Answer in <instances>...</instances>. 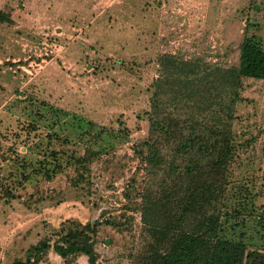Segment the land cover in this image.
I'll return each mask as SVG.
<instances>
[{"label": "rangeland", "instance_id": "374dc122", "mask_svg": "<svg viewBox=\"0 0 264 264\" xmlns=\"http://www.w3.org/2000/svg\"><path fill=\"white\" fill-rule=\"evenodd\" d=\"M248 20L264 38V0H0V173L9 183L31 173L14 198L0 193V264L26 259L66 220L97 218L119 223L99 227L100 264H131L160 56L230 67ZM243 85L231 178L263 213L264 80ZM87 147L100 156L82 176L68 159ZM46 155L51 168L63 165L51 178L39 172ZM239 208L229 233L264 249V215ZM39 264L68 263L50 251Z\"/></svg>", "mask_w": 264, "mask_h": 264}, {"label": "trees", "instance_id": "16d2710c", "mask_svg": "<svg viewBox=\"0 0 264 264\" xmlns=\"http://www.w3.org/2000/svg\"><path fill=\"white\" fill-rule=\"evenodd\" d=\"M254 25L248 20L239 62L227 68L170 53L160 56L149 134L139 148L144 170L142 243L131 264H264V249L250 248L246 234L235 238L226 226L239 207L259 218L264 215L255 204L256 194L239 188L231 178L240 146L234 121L244 80H264V38L251 32ZM99 156L98 150L87 147L68 162L84 176ZM48 157L41 160L39 172L51 178L63 165L58 162L51 168ZM21 173L13 183L0 173L2 198H14L17 186H24L31 176ZM104 224L119 223L113 218L66 220L31 245L26 259L11 264H39L50 251L68 264L82 255L87 264H100L96 236Z\"/></svg>", "mask_w": 264, "mask_h": 264}]
</instances>
